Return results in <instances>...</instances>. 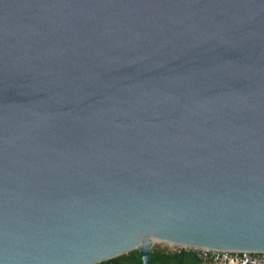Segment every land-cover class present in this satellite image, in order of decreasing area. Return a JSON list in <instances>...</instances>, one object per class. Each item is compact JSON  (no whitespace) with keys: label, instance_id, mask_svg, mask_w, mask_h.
I'll return each mask as SVG.
<instances>
[{"label":"water","instance_id":"95a60500","mask_svg":"<svg viewBox=\"0 0 264 264\" xmlns=\"http://www.w3.org/2000/svg\"><path fill=\"white\" fill-rule=\"evenodd\" d=\"M154 241L264 251V0H0V264Z\"/></svg>","mask_w":264,"mask_h":264},{"label":"trees","instance_id":"16d2710c","mask_svg":"<svg viewBox=\"0 0 264 264\" xmlns=\"http://www.w3.org/2000/svg\"><path fill=\"white\" fill-rule=\"evenodd\" d=\"M150 264H203L199 251L193 247L170 248L166 245L153 243L149 249ZM113 264H142V259L137 248L109 257Z\"/></svg>","mask_w":264,"mask_h":264},{"label":"built area","instance_id":"2783aa9c","mask_svg":"<svg viewBox=\"0 0 264 264\" xmlns=\"http://www.w3.org/2000/svg\"><path fill=\"white\" fill-rule=\"evenodd\" d=\"M203 264H264V251L196 248ZM109 258L92 264H113Z\"/></svg>","mask_w":264,"mask_h":264},{"label":"rangeland","instance_id":"374dc122","mask_svg":"<svg viewBox=\"0 0 264 264\" xmlns=\"http://www.w3.org/2000/svg\"><path fill=\"white\" fill-rule=\"evenodd\" d=\"M153 243H158V244H161V245H166L167 247H170V248L179 247V245H176V244L169 245V244H167L165 242H159V241H154Z\"/></svg>","mask_w":264,"mask_h":264}]
</instances>
